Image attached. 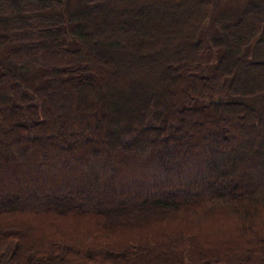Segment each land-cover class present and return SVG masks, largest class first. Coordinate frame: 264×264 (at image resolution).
<instances>
[{"label": "trees", "instance_id": "16d2710c", "mask_svg": "<svg viewBox=\"0 0 264 264\" xmlns=\"http://www.w3.org/2000/svg\"><path fill=\"white\" fill-rule=\"evenodd\" d=\"M217 1L83 0L66 12L67 0H19L15 8L0 0V49H7L0 60V264H264V210L255 201L264 198V186H250L257 177L264 185V113L241 102L264 96V59L248 56L264 36V7L248 3L233 21L213 18ZM98 7L105 9L96 14ZM142 7L150 16L139 14ZM184 11L191 15L182 27L168 19L163 31L187 35L152 43L160 56L147 63L151 74L134 80L116 74L125 31L97 30L136 15L143 22L134 21L138 40L131 43L150 48L149 25ZM209 22L213 34L206 44L202 33ZM24 25L30 38L52 48L28 44ZM179 45L192 46L193 55L183 54L170 73L162 57ZM210 51L219 55L211 74L203 75ZM33 75L38 83L29 92L22 80ZM67 77L88 104L81 114L70 108L68 95L64 110L56 106L55 88L66 91ZM99 85L114 87L119 103L138 98L150 106L155 94L174 102L164 112L130 105L112 113V102L93 93ZM134 118L144 126L130 139L120 136L123 124L113 128L111 122L130 127ZM200 169L206 174L200 191L190 192L187 179ZM228 176L216 196L212 179ZM169 178L175 185L165 190ZM49 189L52 198L46 199L42 193ZM86 195L89 200L79 204ZM53 197L67 200L55 206ZM209 203L215 207L210 219L202 211ZM71 215L95 220V229L75 236L78 228L65 224ZM152 215L171 216L173 223L151 224ZM49 222L54 234H41Z\"/></svg>", "mask_w": 264, "mask_h": 264}, {"label": "rangeland", "instance_id": "374dc122", "mask_svg": "<svg viewBox=\"0 0 264 264\" xmlns=\"http://www.w3.org/2000/svg\"><path fill=\"white\" fill-rule=\"evenodd\" d=\"M9 1V6H11V8H15V6L17 5V1L19 0H7ZM83 0H67L66 4H65V11L66 12H70L72 10L77 9ZM213 1V0H212ZM257 3L260 4L261 6L264 7V0H218L216 3L214 2V10L212 11V15L213 18L215 17H221V18H225V19H229L233 21L236 19L235 17L241 12V10L248 4V3ZM105 9V7H98L95 12L96 14H98L99 12H102ZM2 10V7L0 6V12ZM139 14H143L146 17L150 16L149 13V9L146 7H142V9H140ZM189 15H191L190 11H184V12H175V13H171L166 15V17H162L160 19H158V24L157 26H152L149 25V29H147V32L149 34L148 41L151 43V47H144L142 45H135L132 44V40H138L136 39L137 37H135V33L137 32V27L134 24V21L137 22H143L142 19H138V17H136V15H130V18L128 20L125 21H121V24H119V22H115L112 25L109 26H104L102 28H100L98 31V34L103 35V33L105 34L106 32H117V31H125V35L123 38V45L121 47V56L120 58L116 59V74L120 75L121 77H127L130 79H135V78H143V76H147L148 73L151 74V71L149 69V64L147 63H151L154 61H157V58L160 56L157 53H154V46L152 45V43L154 44L155 41H158L159 43H170L172 41H180L184 38L185 35H187V33H185V35H180L179 37H175L173 36V32H169V33H165L164 30V25L166 24V21L169 19H172L175 23H177L180 27H182L183 22L185 21L184 18L186 19V17H190ZM212 24H210V22L208 24L205 25V31L202 33V38L204 39V41L206 42V44L209 43V34L212 30ZM4 28H6V25L4 26ZM152 33H161L160 38L157 37V35H152ZM165 33V34H164ZM21 34L23 36H25L27 43L35 46L37 49H39L40 51H48L52 48V44H43L42 41L40 40H33V38H30V28L29 25H24L22 26V32ZM211 34H213V31L211 32ZM99 36V35H97ZM92 46H96V47H101L103 46V44H99L97 42H91ZM100 45V46H99ZM6 50L7 49H0V60L3 59L5 57L6 54ZM166 51V50H165ZM165 54H163L162 59L164 61L167 62V64L172 67L169 72L172 73L173 70V66H180V64L183 62L182 56L183 54L190 57L191 55H193V51L194 48L192 46H184V45H179L177 46L175 49L170 50L165 52ZM208 52V51H207ZM169 53V54H166ZM219 55V52H215V51H210V53H206L204 60H203V70H202V74L203 75H210L212 72V66L215 64L216 59ZM248 56L252 59V60H256L259 61L261 59H264V36H259L257 37L254 42L251 44V46L248 49ZM141 60V61H140ZM36 61V60H35ZM143 61H145L146 63H144ZM134 67H137L136 69H134ZM118 68V69H116ZM228 71L231 73L233 72L232 70V66L229 65L227 67ZM176 69V68H175ZM124 71V72H123ZM244 72H252L251 70H247L245 69ZM255 73V72H252ZM109 73H106L104 75H102V78H109ZM134 75V76H133ZM133 76V77H132ZM111 77V76H110ZM67 80V84H66V91L64 89V86L60 85L58 86L56 89V93H55V100H56V106L58 107V109L60 110H64L66 107V101L65 98L67 97V95L69 96V102H70V108L74 109V111L78 114H81L82 112L87 110V102L86 100L81 96V94H79V89L78 87H74L71 86L72 84V79L70 77L66 78ZM241 82V79L239 77L238 74H235V84H239ZM38 83V78L36 77V75L33 76H28L26 78H24L22 80V84L23 86L27 89V91L32 92L34 87L37 85ZM173 82H171V84H173ZM181 84V83H180ZM249 87H251V85L249 83H247ZM137 90L138 87H135ZM129 90V89H128ZM115 89L114 87L111 88H103L102 86L99 85V87L95 88L93 90V93H95V95L97 94H103V96L105 98H108L109 104H110V112L112 113H124L125 109L127 107L131 106H136V109H140V111H144V110H155L156 108L158 110H162L164 112V110L167 109V107L169 106V104H171L172 102H174V99H171L169 97L165 96H160L158 94H155L152 96L151 101H149L150 106L147 103H140L138 98H128L123 102L119 103V100L117 101V98H115L116 94H115ZM130 96V95H129ZM138 96V94L136 95ZM245 99V98H244ZM115 101V102H114ZM98 102V101H97ZM138 102V104H136ZM241 102L246 103L248 105L253 106L258 112H263L264 113V96L262 97H257V98H252V99H245V100H241ZM140 103V104H139ZM154 109H151V108ZM2 119H0L1 121ZM134 120H136L135 124H131V126L129 127L128 125H126V123H116L115 121H111L113 123V128L114 126H121L122 124V128H124L123 131H121L120 136L122 137H127V139H130L134 133V131L138 130L139 128L144 126V122L142 119L139 118H134ZM118 124V125H117ZM136 125V126H135ZM89 126V125H88ZM94 123H91L89 128L87 129L88 131H91V129H93ZM64 132V131H63ZM69 135L66 134V138ZM107 139H111L110 137H107ZM253 141L250 142V144ZM249 144V145H250ZM137 145V147L140 145L135 144V146ZM232 155V154H231ZM231 155L226 156L225 158H229L231 157ZM216 161V160H214ZM85 170V169H84ZM82 170V171H84ZM201 169L199 172L196 173H192L191 176L188 177V183L189 186H193V187H188L187 190L190 192H195L196 191H200V187H199V183L202 180V178L206 177V174H200L201 173ZM85 172V171H84ZM261 172V170H260ZM143 175V174H142ZM67 177H72L71 175H67ZM74 177V176H73ZM72 177V178H73ZM232 179V177L228 176L227 178H221V179H212L213 181L215 180L217 183L216 186H214L212 188V191L214 192V194L216 196L220 195V191L224 186H227L229 184V181ZM240 182H244L245 181V176L239 178ZM260 178L257 177V180L255 182L254 185H250L254 188L260 189L262 188L264 185L262 183H257L259 182ZM177 180V179H176ZM19 181V180H18ZM175 183L174 179H170L167 182L166 181V188L165 190H171L174 188L173 184ZM33 189L32 185H29L27 187V190L25 192V196L31 195V190ZM42 195L46 198L49 199L50 197L52 198L50 189L49 191H46L45 193H42ZM12 197V196H10ZM54 199V203L55 206H60L64 200H67L66 197H53ZM11 199V198H10ZM9 199V201H10ZM89 200L88 195L84 196V198L82 199V201L79 202V204H82L81 202ZM74 201L73 198H69L68 202ZM97 199L94 200V202H96ZM258 202V204L263 208L264 210V198L258 196L257 199L255 200ZM120 207L123 210L125 208V202L121 201L120 202ZM215 207L213 205V203H209L208 205H205L203 208V213L205 212V215L209 216V219L212 218V214L208 213L209 211H214ZM221 212H223V209H219ZM224 215V214H223ZM227 214L225 213L224 217L225 219ZM132 219L135 220H139L140 218H142L140 215L138 216H130ZM153 218V219H152ZM151 218V224H154L156 222H159L157 224H165V225H171L173 223V217L171 216H167V217H154V215H152ZM44 218L39 219L38 222L40 223H45V219ZM146 218H143V220ZM65 224L67 226H76L78 228L77 230V235H79V229H95V224L96 221L94 220H83L82 216L76 217V216H69V218L67 219V223L65 222ZM54 223L53 222H49L47 224V226L43 229H41V234L43 233H50V234H54Z\"/></svg>", "mask_w": 264, "mask_h": 264}]
</instances>
